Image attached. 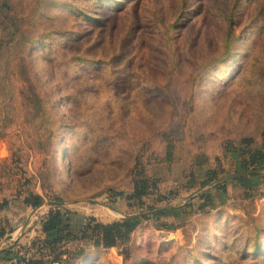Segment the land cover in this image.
I'll list each match as a JSON object with an SVG mask.
<instances>
[{"label": "rangeland", "instance_id": "rangeland-1", "mask_svg": "<svg viewBox=\"0 0 264 264\" xmlns=\"http://www.w3.org/2000/svg\"><path fill=\"white\" fill-rule=\"evenodd\" d=\"M8 1L25 39L17 34L0 50L5 185L27 181L41 188L43 201L90 198L131 213L140 209L109 196L130 189L134 169L157 176L166 191L197 164L231 172L233 157L224 148L241 137L252 146L263 142L264 0ZM258 176L248 196L236 182L225 183L227 200L218 206L227 214L224 248L199 230L201 218H187L178 239L155 236L149 217L134 228L137 243L127 253L118 248L125 259L112 252L109 258L114 264L264 263V253L241 258L243 244H264V168ZM92 207L111 217L102 205Z\"/></svg>", "mask_w": 264, "mask_h": 264}, {"label": "trees", "instance_id": "trees-1", "mask_svg": "<svg viewBox=\"0 0 264 264\" xmlns=\"http://www.w3.org/2000/svg\"><path fill=\"white\" fill-rule=\"evenodd\" d=\"M37 5L38 2L35 1L32 9L29 10L32 12ZM84 15L87 18L90 17L89 14ZM226 19L227 27L225 32L226 36H228L232 31V20L230 17ZM0 23L5 25L3 31L0 29V50L4 53L10 44L14 42L17 34L25 39V31L18 28L19 21L16 18V14L10 11L8 0H0ZM3 36L6 37V41H3ZM24 79L26 80V78ZM250 144L251 139L249 137H241L239 145L228 144L224 148L233 157L234 163L232 171L228 173H238L227 180L214 182L221 177L222 173L228 174L220 164L204 167H200L197 164V166L183 174L185 179L180 184L174 188L168 186L166 191H163L157 176L145 174L141 168L134 169L130 176V189L126 192L122 190L112 191L109 200L113 201L116 197H122L128 206H135L140 209L139 211H147L140 216L116 217L101 221L93 215L87 214L82 225L72 230L65 223L67 210L60 203L47 204L45 211L39 215L36 221L42 236H35L30 240L28 246L30 250H34L30 254L27 264H51L53 261L58 264H73L78 262L81 256L84 257L85 247L89 245L93 247L94 251H100L109 246H116L123 250L122 253H127V243L131 232L142 219L149 217L153 219L154 226L162 230L182 228L184 221L189 217L201 218L203 221L199 224V230L210 232L211 239L208 241H216L221 245V248H224L226 246L225 234L221 229L227 225V214L221 208H217L214 212L210 211V208L215 205L212 190L217 191L218 203H223L225 201L223 197L225 193L224 187L227 181L236 182L243 190L244 196H248L252 186L259 183V170L264 168V140L259 146ZM26 183L27 181H23V184ZM178 189H183L182 191L184 192L179 193ZM191 191H195V193L190 198L176 203L171 202L174 197H180L182 194ZM192 197L198 198V203L195 206L191 202ZM12 199L18 201L23 207H34L42 203L43 196L27 189L22 194L17 190L15 196L10 198L9 201L11 202ZM49 200L61 202L64 199L55 195L52 198L50 197ZM7 205L8 200L6 198L0 200V209ZM10 230L11 227H6L5 221L1 222L0 219V241ZM257 234L258 232L255 231L254 239ZM66 240H77L80 245H69L63 249L58 248V245ZM162 243L160 241L159 245ZM243 245L241 258L258 259L264 253V244H261V242L255 241L250 247ZM24 248L25 244L21 245L16 240L14 242H5L0 247V258L15 255ZM192 248H184V250L191 252ZM197 250L205 256L217 257L209 248L198 247ZM47 253H50L49 258L45 257ZM89 259L87 264H93V256ZM198 264L205 263L198 259Z\"/></svg>", "mask_w": 264, "mask_h": 264}, {"label": "crops", "instance_id": "crops-1", "mask_svg": "<svg viewBox=\"0 0 264 264\" xmlns=\"http://www.w3.org/2000/svg\"><path fill=\"white\" fill-rule=\"evenodd\" d=\"M3 147V151L4 152H0V200L3 198H6L8 200V205L2 209H0V219L1 222L5 221L6 227L10 226L11 230L8 232L9 234H11V237L8 239H3L0 241V247L3 243L5 242H14L16 240V242L20 243L21 245L25 244V248L28 247V244L30 242L31 239H33V237L35 236H42V233L39 230L38 225L36 224V221L39 218V215L45 211L46 209V205L44 203L39 204L36 209L34 210V212L29 216V219L26 223V225L21 228V224L23 223L26 215L28 214V212L30 211V209L32 207H26V206H22L18 201L12 199V201L10 202L9 199L12 198L13 196H15L16 191L18 190V192L20 194H22L23 192H25L27 189H30L36 193H39L40 195L43 196V198L45 199L44 195H43V191L41 190V188L38 185H35V187L33 186H27V184H19L17 181L14 182L12 180H10V184L5 185V179L7 181L8 178H6V173H5V169H4V163L6 161L5 156L7 155V151L5 146ZM13 176H17V174H13ZM131 187V186H130ZM226 191V189H225ZM213 194H214V202L215 205L213 208H210V211H215L218 206H221L223 203H218V199H217V191L212 190ZM185 194H182L180 197L179 201H183V196ZM224 196V194H223ZM116 199L118 200H123V204L126 207H130L126 204L125 200L122 197H116L113 202H117ZM194 197L191 198V200H193ZM227 200V198H225V201ZM71 201V200H68ZM63 202L60 205L63 206L66 210H67V216L65 219V223L68 225L69 229H77L79 228L83 221H84V217L87 214L93 215L96 219L101 220V221H107L111 218H116L119 217L120 214L125 213L124 211L122 213H115L113 212V208L108 207L107 205H102L110 215V218H102L99 216V213L97 212L98 210L95 208H91L92 205L94 204H99V203H94V202H88V201H81V200H77L75 202ZM112 202V201H111ZM82 203V204H81ZM86 203V204H85ZM120 203V202H117ZM198 203V198H197V202ZM113 204V203H112ZM121 204V203H120ZM194 204V205H196ZM114 206V205H113ZM112 206V207H113ZM118 214V215H117ZM149 228H145V231H149ZM134 231V230H133ZM133 231L130 234V239L127 243L128 245V249H129V244H131L132 240L135 241V243H137V239L134 240L133 238ZM165 233H169L166 234ZM165 235V236H164ZM169 235H172L173 238H180L181 236V230L177 228L173 229V231H168V230H162V229H156L155 230V236H157L158 238H162L164 236V238H168L170 237ZM79 242L77 240H69V245H76L79 246ZM85 253H84V257H80V259L78 260V262H74L73 264H87L88 260H90L89 258L93 256V264H114L111 259L109 258V254L112 252L113 254L116 255V258L119 261H123L126 257L125 254H122L121 252L118 251V248L116 246H109V247H105L102 250H98V251H94L92 246H86L85 247ZM31 253H33L34 249H31ZM106 255V256H105ZM104 259V260H103ZM108 261V262H107ZM111 263H110V262ZM51 264H58L56 261H53Z\"/></svg>", "mask_w": 264, "mask_h": 264}, {"label": "water", "instance_id": "water-1", "mask_svg": "<svg viewBox=\"0 0 264 264\" xmlns=\"http://www.w3.org/2000/svg\"><path fill=\"white\" fill-rule=\"evenodd\" d=\"M238 173H232V174H227V175H225V176H221V177H219V178H217L214 182H217V181H221V180H224V179H228V178H231L232 176H234V175H237ZM195 193V191H191V192H189V193H187V194H185L184 196H183V200H185V199H188V198H190L193 194ZM82 200H86V201H88V202H94V203H99V204H102V205H104V203H102V202H98V201H96V200H94V199H90V198H88V199H82ZM75 201H77V200H71V201H68V202H75ZM42 203H44V204H52V203H62V202H57V201H54V200H44V201H42ZM38 206V205H37ZM37 206H34V207H32L31 209H30V211L28 212V214L26 215V217H25V219H24V221H23V223L21 224V228H23L25 225H26V223H27V221H28V219H29V216L34 212V210L36 209V207ZM147 211L146 210H144V211H137V212H131V213H123V214H121L119 217H134V216H140V215H143L144 213H146ZM11 237V234H6L5 236H4V239H8V238H10Z\"/></svg>", "mask_w": 264, "mask_h": 264}, {"label": "built area", "instance_id": "built-area-1", "mask_svg": "<svg viewBox=\"0 0 264 264\" xmlns=\"http://www.w3.org/2000/svg\"><path fill=\"white\" fill-rule=\"evenodd\" d=\"M68 244H69V240L63 241L58 245V248L63 249L67 247ZM30 254H31V250L28 246L24 249L19 250V252L15 255H12L7 258H0V264H27ZM45 257L49 258L50 253H47Z\"/></svg>", "mask_w": 264, "mask_h": 264}]
</instances>
